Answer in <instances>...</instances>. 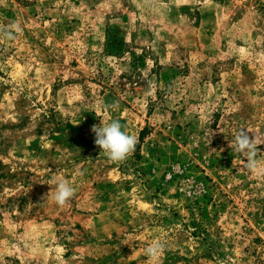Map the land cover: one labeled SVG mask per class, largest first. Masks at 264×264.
<instances>
[{"label":"rangeland","instance_id":"374dc122","mask_svg":"<svg viewBox=\"0 0 264 264\" xmlns=\"http://www.w3.org/2000/svg\"><path fill=\"white\" fill-rule=\"evenodd\" d=\"M0 29V264H264V176L230 147L264 133V0H0Z\"/></svg>","mask_w":264,"mask_h":264},{"label":"clouds","instance_id":"9594fccd","mask_svg":"<svg viewBox=\"0 0 264 264\" xmlns=\"http://www.w3.org/2000/svg\"><path fill=\"white\" fill-rule=\"evenodd\" d=\"M19 31L18 26H13ZM5 31L7 38L12 39L13 31ZM118 105H112L113 109ZM124 126L118 120L110 122L100 121L99 125H92L90 131L94 133V144L98 146L109 162L119 164L134 152L136 137L129 134L127 130H122ZM249 132L252 135H249ZM234 145L230 146L232 150L239 153L245 159V167L249 174L257 177L264 176V163L256 157L258 155V146L264 143V133L249 131L247 128H240L233 134ZM74 195L73 187L66 180L57 182L56 191L53 195V201L56 205L63 207ZM163 251V244L160 241H154L145 249V254L152 260H156Z\"/></svg>","mask_w":264,"mask_h":264},{"label":"trees","instance_id":"16d2710c","mask_svg":"<svg viewBox=\"0 0 264 264\" xmlns=\"http://www.w3.org/2000/svg\"><path fill=\"white\" fill-rule=\"evenodd\" d=\"M148 133V128L147 127H144L142 128L140 131H139V137H138V143L142 142L144 137L147 135ZM138 144L135 145V147H138L137 146Z\"/></svg>","mask_w":264,"mask_h":264}]
</instances>
